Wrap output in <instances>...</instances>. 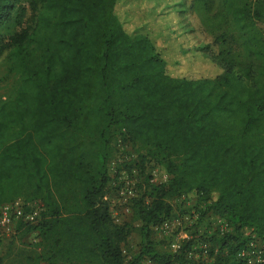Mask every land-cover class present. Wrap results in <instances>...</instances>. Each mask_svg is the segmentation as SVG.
I'll use <instances>...</instances> for the list:
<instances>
[{
	"label": "trees",
	"instance_id": "1",
	"mask_svg": "<svg viewBox=\"0 0 264 264\" xmlns=\"http://www.w3.org/2000/svg\"><path fill=\"white\" fill-rule=\"evenodd\" d=\"M118 1L0 0V60L18 77L0 100V209L42 206L1 240L31 238L29 264H247L237 255L251 240L243 230L264 244V0L158 1L176 25L168 35L178 47L190 36L213 77L170 75L154 39L127 32ZM146 162L167 180L147 176L140 196L136 183L116 223L110 196L123 181L114 183ZM181 196L194 200L191 226L217 218L232 229L200 234L209 263L193 238L156 251L153 232ZM133 228L140 241L127 260Z\"/></svg>",
	"mask_w": 264,
	"mask_h": 264
},
{
	"label": "rangeland",
	"instance_id": "2",
	"mask_svg": "<svg viewBox=\"0 0 264 264\" xmlns=\"http://www.w3.org/2000/svg\"><path fill=\"white\" fill-rule=\"evenodd\" d=\"M143 1L145 0L118 1L115 11L118 13L121 20L125 22V28L127 32L132 33L135 31H141L143 29L144 34L146 33L147 35L151 36L156 43L157 49L166 61L167 71L170 75L182 76L185 74H191L202 77H213L216 73L214 67L208 63L206 59H203L199 54L195 53V51L193 52L192 48H188L193 45L190 43V36L180 40L181 47H178L179 38L176 39L174 36L168 35V32L171 34L172 29H175L176 25L175 22L174 24L170 25L166 20L165 16L167 15L162 13L164 7H160L162 3H160V5L158 3L160 0H155L157 3L152 0L149 3L142 4ZM188 2L189 0H185V3ZM182 15L183 14H179L178 16ZM190 18L192 20L194 29H196V31L199 33L198 39L200 43H209L212 39L208 35H202L199 32L200 27L195 16L190 15ZM183 22L184 21L182 20L178 31L181 36H186V31L188 28ZM17 82L18 77L14 74H9L7 65L2 60H0V100H5L8 97V94H10L11 91L16 87ZM128 150H130L129 153H132L138 157L141 155H148V150L140 147H131V149ZM151 167V164L146 162L145 170H143V172H136V174L134 172L132 176L121 174V177H119L118 181H115L114 187L120 185L121 182L124 181V178L127 177V179L133 183V185L138 183L137 190L140 196L147 186V176L150 175L149 182L151 183L166 182L167 176L166 180H164V171L159 168L152 169ZM110 197L112 198L111 201H114L117 196L112 193ZM17 201L23 203L21 199ZM171 204L173 205V215L172 219L170 220V227L164 231L153 232V241L156 244V251L159 253H172L173 251L170 248L172 241L179 239L181 242H183L193 238L195 243H199L195 248V253L197 255L196 259L202 256L203 261L209 263L211 260L208 257V254H204L200 248L201 245L204 244L203 242L206 240H201L200 238L202 237L199 236L204 232H208V236L213 234L221 236V227L219 223L216 222V220L212 221V219L209 220L206 218L196 227L191 226V224H189L191 221L190 218L192 213L197 211L196 208H194V200L185 196H181L171 201ZM199 209L203 210L204 206L200 205ZM207 222H209V224H207ZM131 225L134 228L138 226V224L134 221L131 223ZM134 228L132 229V232L130 233L127 243L124 247L127 260H131L133 257H135L140 241L139 235ZM231 231V228H228L227 231L224 230V232L229 233ZM181 233H183L182 236ZM2 234L3 233L0 228V261L3 262L2 264H16L19 261L23 262L24 264H29L28 261H26V257L31 251V248L27 246V244L31 242V238L24 237L20 241V239L17 238L18 236H15L14 238L11 237L9 240H1L3 235H5ZM243 235L244 237H248L251 240L255 239L254 241H256V238L253 234H251L250 230L244 229ZM257 243L262 245V243ZM209 244L210 243H208V245ZM215 248L218 249L217 245ZM140 264H149V261L142 260Z\"/></svg>",
	"mask_w": 264,
	"mask_h": 264
},
{
	"label": "built area",
	"instance_id": "3",
	"mask_svg": "<svg viewBox=\"0 0 264 264\" xmlns=\"http://www.w3.org/2000/svg\"><path fill=\"white\" fill-rule=\"evenodd\" d=\"M164 180H166V175H164ZM134 197V185L131 181L127 179V177H125L123 181V186L118 190L116 199L114 201L110 200L112 206L110 211L116 223L120 221L119 208L124 210L125 212H128V207L126 205ZM115 206H117L118 209H116ZM27 207L28 209H25ZM27 207H25V205H23L20 201H15L11 204H6L1 208L0 228L3 234L9 236L13 226L16 224L17 221H23L26 223H35L37 221V219L39 218V214L42 211V206L37 203H32L28 204ZM197 217V214L192 213V218L194 220H196ZM216 222H218L221 227V234L222 232H224V230H228V226L223 220L218 219L216 220ZM189 224H192V220ZM170 225V222H166L155 230L164 231L167 230ZM180 246L181 241L179 239H176L172 241L170 248L174 253H176L180 249ZM200 248L202 252L206 254L207 244H202ZM237 255L247 264H264V244L260 245L252 239L244 248H242L238 252ZM149 264L152 263L149 262Z\"/></svg>",
	"mask_w": 264,
	"mask_h": 264
},
{
	"label": "crops",
	"instance_id": "4",
	"mask_svg": "<svg viewBox=\"0 0 264 264\" xmlns=\"http://www.w3.org/2000/svg\"><path fill=\"white\" fill-rule=\"evenodd\" d=\"M213 220H217V218H215V219L213 218L212 221H213ZM182 235H183V233H181V236H182Z\"/></svg>",
	"mask_w": 264,
	"mask_h": 264
}]
</instances>
